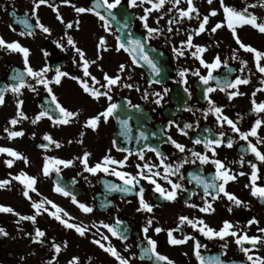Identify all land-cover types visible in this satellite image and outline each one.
<instances>
[{
    "label": "flooded vegetation",
    "instance_id": "af4514ba",
    "mask_svg": "<svg viewBox=\"0 0 264 264\" xmlns=\"http://www.w3.org/2000/svg\"><path fill=\"white\" fill-rule=\"evenodd\" d=\"M254 0H225V4L231 5L238 9L244 8L247 4ZM57 6L59 13L63 17L65 23H60L56 19V13L51 7L41 5L36 9V15L32 14L33 0H0V36L6 41H18L23 46L29 48V63L34 69H39L45 65L51 69L47 73V77L51 80L55 75V69L60 68L61 71L69 73V77H63L59 85L51 84L54 94L57 96L60 103L69 110H79L80 114L74 118L73 122L68 125H54L49 119L42 118L37 124L33 125L31 119L35 117L41 110L42 105L48 98L47 93L42 85H35V82L26 77L29 82L33 83L37 88L36 92H32L27 88L23 89L24 104L21 106L22 111L29 117L28 120H21L16 126L9 125V120L16 116V99L11 92L5 94V103L0 105V146L11 147L23 155L28 157L29 163L24 164L22 160H15L11 168L7 167L5 160L10 159L6 154H0V180L12 179V176L19 174L21 170L29 175L37 178L35 185L37 192H30L32 200L23 196V186L15 180L5 188H0V204L12 207L15 212L21 215H34L35 210L31 207L33 201L39 202L45 198L53 201L56 205L64 209L69 214L70 223L85 226L88 231L84 236H80L74 229H69L57 221L54 217L46 212H41L37 216L36 223L31 221L19 220V217L12 213H0V227H3L8 233L6 236L9 250L6 255H3V250L6 245L1 243L5 238L0 235V264H48L51 258L55 255L56 259L52 264H68L72 257H79V264H118V261L109 253H106L97 244L93 243L95 239H101L102 235L108 236V241H102L107 246L110 242L122 256L130 259V264H166L164 261L157 262L153 259H141V247H147L145 234L142 229L146 226L148 219H153V224L149 228L147 235L157 241V251L162 255L169 257L174 264H199L197 257L194 254V244L199 240L201 244L206 245V248H201L200 252L203 256L209 255L219 256L225 264H249L244 254L240 251L234 242V238L227 237V248L222 245L225 241L219 238L208 239L196 229L188 224L180 225L179 217L188 216L190 219H203L206 224L215 229L222 226V222L228 220L234 225L239 222V227L245 229L248 235H261L257 232V228H264V200L251 195L250 187H245L250 182L251 168L249 161L256 163L258 168L257 184L264 186V162L256 160L254 154L250 150L242 151L246 148L247 142L241 140L237 133L231 131V128L224 124L221 128L212 113H208L205 117L204 110L209 105L204 98V89L208 86L215 87V81H211L210 85H204L199 80L198 76L192 73L197 69L201 75L207 74V69L200 65L199 60L191 55L194 49L184 47L185 54L177 55L173 48H179L181 41L186 40L190 30L198 27V21L193 19L183 20L180 24H173L174 31L167 32V20L169 15H163L159 25L156 24V17L166 12L170 4H166L160 12L153 11L149 14L148 24L152 27H160L163 33L147 42L146 50L152 56L161 69L159 76L147 65L138 66L131 62V58L124 50L116 51L117 40L119 35L122 41L127 44L130 39H143L146 35V29L143 27V21L140 17L144 15V7L150 5H138L128 7L127 0H122L121 6L114 9L115 19H110L111 31L106 32L101 27V21L92 13L77 14L73 7L60 3V0H50ZM76 6L90 7L92 0H72ZM194 3L199 8L201 17L208 14L212 9L217 10L216 16L209 17V24L206 29H210L217 22L224 20V14L220 7L219 0H212L209 5L207 0H194ZM181 7H186V2L182 0ZM100 11L103 12V9ZM258 17H264V8H250ZM27 14V15H25ZM170 15H175V12ZM39 17L41 23L51 29L50 34L43 33L39 28L35 27L36 17ZM17 17L27 19L33 28L30 29L33 35H23L20 33L27 32L29 29L17 21ZM79 19V28L75 27V21ZM73 22L72 29H66L65 24ZM11 25V27H9ZM14 29V30H13ZM179 29V31H176ZM71 35L85 53L89 60H96V64L89 67V71L97 79L104 83L103 73L116 75L120 64L126 65V70L121 73V84L114 86L111 92L113 102L120 103L116 116L110 117L107 122L101 119V122L96 130L85 128L84 122L87 118L96 115L107 107L108 101L105 98L95 100L88 94L84 93L76 80L71 79V76H78L83 79L82 68L79 67L80 59L70 45H67V37L65 32ZM237 35L245 44H250L257 50L264 51V34L253 29L249 25L238 26ZM105 37L107 41V51H100L102 57L97 60L98 38ZM193 43L205 46L207 51L203 53V58L211 62L216 55L221 57V60L227 59L228 67L223 65L214 70L213 74L223 78L228 76L234 79L236 76L242 78L247 77L249 83L240 85L239 91L244 95L236 96L229 100L226 92L217 89L210 93V97L217 105L223 107V112L230 119L238 121V127L241 131H249L254 125L256 119L264 121V113H255L252 111V100L257 103L264 102V91H256L259 88H264L261 80H264V74L258 72L255 67L254 54L239 49L230 29L226 25L217 29L215 33L205 31L200 35L193 36ZM58 45H63L60 47ZM233 49L237 50L238 59H232ZM76 61L74 63L73 61ZM241 60H246L247 66L241 72ZM142 63V62H141ZM264 64V59L261 60ZM234 69L229 73L228 69ZM24 69L23 56L21 53L10 52L4 48H0V86L14 82L10 77L17 70ZM102 69V71H101ZM183 69H188L184 78L179 76V72ZM250 70V71H249ZM128 77H131L129 80ZM160 80V83H155V80ZM187 81L184 83L183 80ZM124 83H132L133 88L123 87ZM139 88V91L136 88ZM164 88L168 89L166 95H163L161 103L157 105L154 100L156 97L149 95L147 100L143 99L145 90L149 93L161 92ZM187 88V92L185 91ZM231 91V89H229ZM255 92V97L252 93ZM131 105H139V108ZM191 109V110H189ZM239 114V115H238ZM120 120L128 121V137L122 135L124 131ZM173 121L172 126H168V122ZM185 123L193 124L192 129H187L188 135H182L177 128V125L183 127ZM9 127L12 130L23 129L24 135L14 139H8L4 128ZM211 129L213 133L223 131L225 133L224 140H233V146L228 148L226 144L219 146L216 149V159L222 160L234 173L244 172L245 175L238 176L235 181H230L226 188L229 192L234 193L240 200L244 201L248 207L241 205L239 207L233 205L225 197L222 196L215 201H212L214 212L203 213L199 208L191 207V204L203 206V188L198 186L191 179L190 173L203 175L207 179L215 173V166L211 163L196 164L183 163L184 159L191 160V153L188 149L198 152H205L203 144H194L195 137L206 136L204 129ZM84 132L81 137L80 133ZM140 132H144L148 139L140 138ZM258 136L264 139V124L257 129ZM35 133V136L32 134ZM50 134L53 139L60 142L61 147L56 148L55 145H50L48 149L39 147L43 141V135ZM156 133V135H152ZM171 136L177 142L186 146V151L180 153L170 142L167 137ZM211 138H218L213 135ZM116 141V146H113V141ZM253 143H256V137H249ZM71 141V143H69ZM82 141V142H79ZM145 145H151L158 148L159 151L165 154V163H171L174 167L177 163H182L180 173L177 175H169V179L173 182H179L183 185L182 189L177 190V197L174 201L165 200L158 193L154 192V185L146 180L141 179L130 193H121L110 189L107 185L123 184L118 177L109 173L97 172L95 174L88 173L84 170L83 165L76 157L83 155V152L91 153L89 156V165L102 160L109 154L114 159L120 160L128 155L125 151L118 149L127 148L132 151V155L128 156V161L124 167H117L118 170L132 173L135 175L139 169L137 164L143 165L145 162L155 165L153 172L159 171L160 176H154L166 190H171V185L163 178V167L160 166V158L154 152L145 148ZM258 148L264 152V142L258 144ZM139 149H144V160H140L136 154ZM110 150V151H109ZM211 156V152H208ZM45 156H52L59 159H74L73 165L69 167L60 166L61 171L59 177L55 172L49 176L42 174V165ZM243 159L241 165L239 161ZM147 174V170H144ZM11 173V176L9 175ZM184 179L181 180L180 176ZM60 179L62 186L72 192L77 201L85 203L93 207L91 213H84L77 204L72 202L71 197H66L54 191V184ZM142 186L144 191V199L154 205L151 213L146 211H137L139 200L136 192ZM187 189V191H185ZM194 193V194H193ZM11 199V200H10ZM211 199L210 197L208 198ZM16 202V203H15ZM103 205V206H102ZM51 209L50 205H45ZM232 211L229 212L228 208ZM13 216V217H11ZM255 217L259 224L246 226V222ZM66 219L68 217H65ZM123 221L119 227L121 230L127 229L125 235L128 239L122 241L117 237L111 236L104 229L100 222L114 224L115 220ZM95 225V227H93ZM40 228L46 235L41 238L43 243L36 242L32 239L35 228ZM155 227H161L163 231L156 233ZM179 229L174 231L173 235L182 239L183 236L189 235L194 239H189L186 243L180 245H171L168 243L167 230ZM31 234V235H28ZM63 245L61 252L56 254L52 248V242ZM141 247H137V245ZM126 251V246H129ZM249 247V245H245ZM258 247L256 254L264 256V247Z\"/></svg>",
    "mask_w": 264,
    "mask_h": 264
},
{
    "label": "snow or ice",
    "instance_id": "6c2138e0",
    "mask_svg": "<svg viewBox=\"0 0 264 264\" xmlns=\"http://www.w3.org/2000/svg\"><path fill=\"white\" fill-rule=\"evenodd\" d=\"M186 2V7H181L182 0H127V6L128 7H135L138 5H150V7H144V15L140 17V20L143 21V27L146 29V35L143 37V39L134 38L130 39L127 44H125L121 37L119 35L116 36L117 40V48L116 51H120L121 49L127 52L131 58V62L134 65L143 66L147 65L153 73H155L156 76H159L161 73L160 67H158L157 63L155 62L154 58L149 55L148 51L146 50L147 42L163 33V29L160 27H152L148 24V18L149 14H151L153 11L160 12L161 9L165 7L166 4H170L171 7H168L166 12L162 15H159L156 17V24L159 25L160 19L163 18V15H169V19L167 20V32L172 33L174 31L172 25L173 24H180L183 20H193L196 19L198 21V27L195 29H192L189 31L186 40L181 41V46L179 48L174 47L173 51L179 55L183 56L185 54L184 47L187 46L188 49H194V51L191 52V55L195 57L197 60H199L200 65H202L205 69H207L206 75H201L200 71L197 69L192 74L199 77V80L203 82L204 85H210L211 81H215V87L208 86L204 89V98L207 101L209 107L204 110L205 117L208 113H212L217 121V124L223 128L224 124H227L231 131L234 133H237L239 135V138L241 140H244L247 142L246 148H243L242 151H248L250 150L252 154H254L256 160L264 162V152H262L258 148V144L264 142V139L260 138L258 136L257 129L261 127L262 124H264V121L261 119H256L254 122V125L250 128L249 131H241V129L238 127V121H234L230 119L227 115L223 112V107L216 104V102L210 97V93L215 92L217 89L220 91L226 92L227 97L229 100L233 99L236 96L244 95V93L239 91L240 85H246L250 81L247 77L242 78L241 76H236L234 79H230L227 75L223 78L219 76H215L213 74L214 70L219 69L222 65L224 67H228L227 59L221 60V57L219 55H216L211 62L206 61L203 58V53L207 51V48L202 45L194 44L193 43V36L200 35L201 33H204L206 30L210 33H215L217 29H220L222 26L226 25L228 29L231 30L232 35L235 39L236 44L239 46V49H243L246 52L254 54V60H255V67L258 70L259 73L264 74V64L261 63V60L264 59V51L257 50L255 47L251 46L250 44H245L241 41L240 37L237 35V27L243 26V25H249L253 29H256L259 31V33L264 34V17H258L253 12H250V8H256L261 7L264 8V0H254V2L247 4L244 8L238 9L236 7H233L231 5L225 4V0H219L220 7L224 14V20L222 22H217L214 26H212L210 29H206V25L209 24V17L210 16H216L217 10L212 9L208 14H205L201 17L199 8L194 3V0H184ZM60 3L65 5H70L73 7L74 11L77 14L82 13H92L98 19L102 22L101 27L104 28L106 32L111 31L110 27V19H115L114 16V9H117L122 4V0H92V5L90 7H83V6H76L72 3V0H60ZM207 3L209 5L212 4V0H207ZM41 5H47L48 7H51L53 11L56 13V19L60 23H65L63 20V17L58 11V8L55 4L50 3V0H33V9L32 14L36 15V9H38ZM103 9V12L100 11ZM175 12V15H170L171 13ZM27 15V14H25ZM17 21L21 24H23L26 29H29L27 32H21L20 35H33V32L30 30L33 28V25L28 22L27 19L17 17ZM80 21L77 19L75 21V27L79 28ZM11 27V25H9ZM35 27L39 28L43 33L50 34L51 29L47 27L45 24L41 23L39 20V17H36L35 20ZM66 29H72L74 27L73 22H67L65 24ZM14 30V29H13ZM176 31H179L177 29ZM65 36L67 37V45H70L75 53L79 56L80 64L79 67L82 68L83 71V77H87L89 79H83L78 76H71L70 78L73 80H76L80 87L82 88L83 92L88 94L91 98L95 100H100L102 97L105 98L108 103L107 107L104 108L103 111L97 113L94 116H91L87 118L84 122L85 128H90L92 130H96L101 122V119L104 120V122H107V120L110 117L116 116L119 109L121 108L120 103L113 102V97L111 95L112 89L114 86L121 84V73H124L126 70V65L120 64L118 68V73L116 75H109L108 73H103V81L104 83H101L99 79H97L96 76L92 75V73L89 71V67L92 64H96V60H89L86 58V53L77 46L76 42L74 41L73 37L71 35H68L67 31L65 32ZM60 47H63V45H58ZM0 48H4L10 52H17L21 53L23 56V63H24V69L22 71L17 70V72L10 77L11 81L7 84H4L0 86V105H3L5 103V94L8 92H11L14 96L17 97L16 99V116L11 118L9 120V125L16 126L18 123L21 122V120H28L29 117L22 111V105L24 104L22 97L23 95V89L27 88L28 90L32 92H36L37 88L35 85H42L45 89L47 96L49 99L46 100L45 105H42V110L35 115L34 118L31 119V123L33 125L37 124L42 118L49 119L54 125H68L71 122H73L74 118H77L80 114L79 110L73 111L69 110L67 107L63 106L60 101L58 100L57 96L53 92V88L50 86L51 84L59 85L61 83V79L63 77H69V73L61 71L60 68L55 69V75L54 77L49 80L47 77V73L51 70L49 66L45 65L42 68L34 69L30 63H29V55L30 50L29 48L23 46L18 41H12L8 42L6 41L2 36H0ZM97 60L101 59L102 57L99 55L100 51H107V41L106 38L101 36L98 38V44H97ZM232 59H238L237 56V50L233 49L232 51ZM76 63V61H73ZM142 62V63H141ZM241 68L240 71L243 72L244 68L247 66L246 60H241ZM102 71V69H101ZM188 69H183L179 72V76L181 78H184L186 76V73L188 72ZM229 73L234 71V69L229 68ZM250 71V70H249ZM26 77L31 78L35 85L31 82H29ZM130 80L131 77H128ZM155 83H160V80H155ZM184 83H187L186 79L183 80ZM261 84L264 85V80H261ZM123 87H127L129 89L133 88L134 85L132 83H124L122 85ZM231 89V91H229ZM137 91H139V88H136ZM185 91L187 92V88H185ZM256 91H264V88H259ZM168 92L167 88H164L163 93L161 92H152L149 93L147 90H145L143 99L147 100L149 98V95H152L156 97L154 102L159 105L161 103V100L163 99V95H166ZM256 93L253 92L252 96L255 97ZM128 104L132 107L139 108V105H131V102L129 101ZM252 111L255 113H264V102L257 103L255 99L252 100ZM191 110V109H189ZM239 115V114H238ZM119 123L122 125L124 131L122 132V135L125 137H128V121L127 120H120ZM174 122L169 121L168 126H172ZM194 127L193 124L185 123L183 127H180L177 125L178 131L182 134L187 136L188 132L187 129H192ZM4 132L7 133L8 139H14L17 137H22L24 135L23 129L21 130H12L9 127L4 128ZM204 132L207 133L206 136L203 137H195L193 139L194 144H203V147L205 149V152L201 153L198 151H194L192 149H188V151L191 153V160L184 159L183 163H192L196 164L197 161L199 164H208L211 163L215 166V173L211 177V179L205 178L203 175L190 173L191 179L196 182L198 186L202 185L203 188V206H198L196 204H191V207H198L200 212L203 213H211L214 212L215 209L213 207L212 201H215L221 197V194L223 197H225L228 201H230L233 205L239 207L241 205H244V207H248V205L240 200L234 193L229 192L226 188V185L230 181H235L238 176L245 175L244 172L234 173L232 170L220 159H216V149L226 144L228 148H231L233 146V140L228 139L227 141L224 140L225 133L223 131H220L219 133H213L211 129H204ZM35 136V133L32 134ZM84 135V132L80 133V136L82 137ZM152 135H156V133H152ZM213 135L218 136V138H211ZM140 138L147 140L148 136L144 132H140L139 134ZM256 137L257 141L256 143H253L251 140H249V137ZM43 141H46L47 143H41L39 145L42 149H48L50 145H55L56 148L61 147L60 142L53 139V137L50 134L45 133L42 137ZM167 141L170 142L176 149L179 150L180 153H184L186 151V146L182 143L177 142L175 139H173L171 136L167 137ZM82 142V141H79ZM71 143V141H69ZM113 146H116V141H113ZM145 148L155 153L157 157L160 158V166L163 167L164 176L163 178L168 181V183L171 185V190H166L164 187L161 186L160 183L157 182L156 179H154V176H160L161 173L159 171L153 172V168L157 167L155 165H151L147 162H145L143 165L137 164L136 168L139 169V171L133 175L132 173L125 172L118 170L117 167H112L110 169V166H119L124 167L126 165V162L128 161V156L132 155V151L123 148L118 149L120 151H125L128 153L123 159L117 160L114 159L111 155L106 154L101 161L95 163L94 165H89V156L91 155L90 152L85 151L83 152V155L80 157H76L74 159H78L79 162L83 165V168L86 172L95 174L97 172H104L109 173L111 175H114L118 177L121 181H123V184H110L107 185L110 189L114 191H119L121 193H130L134 189H136L137 185L140 184V180H146L152 185H154V192L158 193L161 197H163L165 200L168 201H174L177 197V190L182 189L183 185L179 182H173L169 179V175H177L180 173V168L183 166L182 163H177L175 167L171 163H165V154L158 150V148L153 147L151 145H145ZM110 151V150H109ZM208 152H211V156L208 155ZM144 149H139L137 151V155L140 160H144ZM0 154H6L8 157H11L10 159L5 160V164L7 167L11 168L15 162V160H22L25 165L29 163L28 157L20 153L19 151L11 148V147H4L0 146ZM74 159H59L52 156H45L43 165H42V174L44 176H49L53 172L57 174L59 177V173L61 171L60 166L63 167H69L73 165ZM239 163L242 165L244 163L243 159L239 161ZM251 168L250 173V182L249 184H246L245 187H250L251 189V195L254 197L259 198L260 200H264V186L258 185L257 180L259 179L258 176V168L256 163H253L251 161L248 162ZM147 170V174L144 170ZM11 176V173L9 174ZM180 179L183 180L184 177L181 175ZM12 180L18 181L23 186V196L26 197L29 200H32V197L29 195L30 192H37V189L35 187L37 183V178L35 176L29 175L27 172L21 170L19 174L12 176V179H4L0 180V188H5L7 185H9ZM54 191L57 193H60L66 197H71L72 202L74 204H77L78 207L84 212V213H91L93 211V207L89 206L85 203L79 202L76 199V196L70 192L66 187L62 186L60 179H57V181L54 184ZM144 191L145 189L140 186L138 191L136 192V195L138 196L139 200V207L137 208V211H146L151 213L153 211L154 205L148 203L144 199ZM187 191V189H185ZM194 194V193H193ZM211 198L210 200L208 198ZM50 205L51 209H54V211H50L49 208L45 207V205ZM103 206V205H102ZM31 207L35 210L34 215H21L19 212H15V210L10 206H5L0 204V213H12L19 217V220H17V223H19L20 220L24 221H31L33 224L36 223L37 216L41 214V212H46L50 216L54 217L57 221H59L61 224H63L65 227L69 229H74L80 236H84L88 229L85 226L78 225L75 223H70L69 214L64 211L61 207L56 205L53 201L45 198L42 201L36 202L33 201L31 204ZM228 211L231 212L232 208L229 207ZM65 217H68L67 219ZM190 225L192 228L199 231L201 234H203L208 239H214L219 238L222 241H225V243L222 245L223 248H227V237L234 238L235 244L238 246L240 251L244 254L246 257V260L249 262V264H264V256L256 254L258 252V245L260 247H264V228H257V232L261 235H248L247 231L245 229H241L239 227V222H237L236 225H234L232 222L225 220L222 222V226L217 230L213 227H210L208 224L205 223L203 219H190L188 216H180L179 217V224ZM123 224V221L116 219L114 224H107L103 221L100 222V225L107 230L108 233L111 234L113 237H117L118 239H121L122 241H126L128 239L127 235H125V232L127 229L121 230L119 227ZM153 224V219H148L147 224L145 227H143L142 231L145 234V240L147 241V247H141V245H137V247H141V255L140 258L144 259H153L157 262L164 261L166 264H174V262L167 256L162 255L157 251V241L152 239L147 235L149 232V228ZM253 224H259V221L253 217L252 219L248 220L246 222V226H251ZM95 227V225H93ZM179 229H169L167 230V236H168V243L171 245H180L186 243L189 239H194V237H191L189 235L183 236L182 239H178L173 235L174 231H178ZM154 231L156 233H160L163 231L161 227H155ZM0 235L7 236L8 233L5 231L3 227H0ZM31 235V234H28ZM46 233L41 230L40 228H35L34 230V236H32V239L36 242L43 243V240L41 238L45 237ZM107 235H102L101 239H95L93 240V243L97 244L101 249H103L106 253H109L112 257H114L118 264H130L131 258H126L120 254V252L114 247L111 246L110 242L106 246L105 243H102V241H108ZM249 245V247H246L245 245ZM52 248L54 249V252L56 254H59L61 252L62 246L66 247L67 243L65 242L63 245L59 243L52 242ZM129 246H126L125 250L127 251ZM206 245H203L200 243L199 240L195 241L194 244V254L197 257L199 264H225V261H223L219 256L209 255L207 257L203 256L200 252L201 248H206ZM56 259V256L54 255L51 260L48 262V264H52V261ZM68 264H79V257H72L71 260L68 262ZM240 264H243V262H240Z\"/></svg>",
    "mask_w": 264,
    "mask_h": 264
},
{
    "label": "rangeland",
    "instance_id": "374dc122",
    "mask_svg": "<svg viewBox=\"0 0 264 264\" xmlns=\"http://www.w3.org/2000/svg\"><path fill=\"white\" fill-rule=\"evenodd\" d=\"M10 200H11V199H10ZM15 203H16V202H15ZM11 217H13V216H11ZM9 240H10V239L7 238L6 236H5V238H4L3 240H1V243H3V244L6 245V248H5V249H2V250H3V255H6V253H7L9 250H11L10 246L7 245Z\"/></svg>",
    "mask_w": 264,
    "mask_h": 264
}]
</instances>
